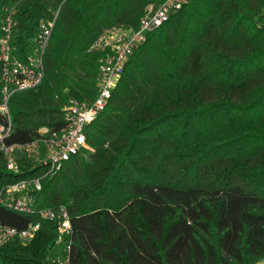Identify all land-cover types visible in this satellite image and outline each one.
<instances>
[{
    "label": "trees",
    "instance_id": "16d2710c",
    "mask_svg": "<svg viewBox=\"0 0 264 264\" xmlns=\"http://www.w3.org/2000/svg\"><path fill=\"white\" fill-rule=\"evenodd\" d=\"M164 1L0 0V25L15 8L20 61L58 13L41 84L9 99L6 144L60 132L71 99L92 104L102 56L92 43L115 26L137 30ZM2 86L0 66V104ZM85 133L87 148L52 174L25 157L9 171L0 152V195L39 178L36 207L68 210L71 264H264V0H189L147 34ZM0 224L40 225L0 247V264L63 256L57 221L0 206Z\"/></svg>",
    "mask_w": 264,
    "mask_h": 264
},
{
    "label": "built area",
    "instance_id": "2783aa9c",
    "mask_svg": "<svg viewBox=\"0 0 264 264\" xmlns=\"http://www.w3.org/2000/svg\"><path fill=\"white\" fill-rule=\"evenodd\" d=\"M189 0H165L161 4H150L143 15L137 30L115 26L105 30L90 46L89 51L101 54L99 66V91L92 104L69 100L64 109L65 127L48 138L46 129L40 131V138L25 145H7L6 139L11 131L9 99L16 92L38 87L44 78V54L49 44L58 13L52 21L42 22L37 35V49L26 61L12 55L15 33V8H5L0 25V66L2 82V103L0 116L8 125L0 123V152L6 167L14 173L19 172V158L30 160L34 167L48 168L49 173L59 171L65 162L79 154L88 146L86 126L93 123L106 108L122 75L125 64L135 51L146 42V36L159 29L169 17L186 5ZM42 189L39 178L24 180L9 185L0 195V206L10 211L27 215H38L42 220L58 222L57 247L63 249V256L54 263L71 264L72 226L66 207L38 209L35 194ZM40 230L39 224H30L24 230L0 224V247L15 239L27 242L35 238Z\"/></svg>",
    "mask_w": 264,
    "mask_h": 264
},
{
    "label": "rangeland",
    "instance_id": "374dc122",
    "mask_svg": "<svg viewBox=\"0 0 264 264\" xmlns=\"http://www.w3.org/2000/svg\"><path fill=\"white\" fill-rule=\"evenodd\" d=\"M61 248V247H60ZM60 248L58 247L57 249L60 250Z\"/></svg>",
    "mask_w": 264,
    "mask_h": 264
}]
</instances>
